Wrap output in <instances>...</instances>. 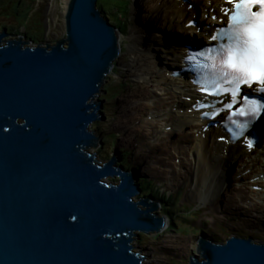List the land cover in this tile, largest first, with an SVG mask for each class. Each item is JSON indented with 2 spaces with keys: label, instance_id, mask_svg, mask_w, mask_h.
I'll return each instance as SVG.
<instances>
[{
  "label": "water",
  "instance_id": "95a60500",
  "mask_svg": "<svg viewBox=\"0 0 264 264\" xmlns=\"http://www.w3.org/2000/svg\"><path fill=\"white\" fill-rule=\"evenodd\" d=\"M98 1L69 0L54 44L0 31V264H149L132 236L165 227L156 202L134 200L140 176L90 150L121 54ZM195 243L189 264H264L250 236Z\"/></svg>",
  "mask_w": 264,
  "mask_h": 264
},
{
  "label": "rangeland",
  "instance_id": "374dc122",
  "mask_svg": "<svg viewBox=\"0 0 264 264\" xmlns=\"http://www.w3.org/2000/svg\"><path fill=\"white\" fill-rule=\"evenodd\" d=\"M111 1L112 0H99L98 6L99 3L101 4L99 7L104 4L108 5ZM159 1L160 0H146L145 8L140 10L139 6L141 5L142 0H129L128 13H122V17H126V32L124 31V33L121 31V28H119L121 31L119 42L121 54L114 61L113 67H115V73L111 72L107 76L102 91L97 98V100L101 98L103 102V107L99 112H102L101 117L104 116L105 120H98L91 125V129L95 130L98 140L95 146H92L90 150L98 153V158L102 163H106L112 154L119 159L124 152H127V166L129 170L133 172L134 169L138 176L148 179L153 185H157L161 192L173 196V204L171 205L176 212L175 220L168 217V215H170L169 209H166L168 206H163L161 201L157 200L159 202L157 203L159 207L156 213L159 215H166L169 225L159 234H144L140 231H135L136 235H134L132 242L138 247L146 248V251H143V255H146L145 257L152 259L155 262L158 261L162 264H189L187 261L188 255L190 257L192 254L198 255L196 252L195 240L198 239L202 233H205L218 241H225L231 236H253L256 242H263L264 217L258 220L253 219V224H250L251 226L239 222L238 220L242 219L239 216H229V218H226L229 219L227 221L221 220L218 216L219 213L222 214L221 203L217 202L216 208L214 209L212 202L209 203L210 200H216V197L212 195L214 190L204 188L202 194L199 196V194L193 191L194 182L192 178L187 177L184 179V177L180 176L185 174L186 168L191 170L192 165L190 163L192 161L190 160V156L179 157L180 155H178L177 150L172 146L171 151H159L157 153V159L161 160L162 163H159L158 160L153 157V162L149 164V167V157L147 156V162H138L137 164L133 159L134 152H136L137 147H139L138 142H136L135 138L128 140V138L133 135H127L126 128L120 131L116 126L118 123H121L128 127L134 125L139 128L141 122L139 120L134 121L130 119L134 107H131L129 102L123 104L122 101L123 99H126L129 94H132V92L139 93V84L142 81L138 76L140 73L139 65L144 64L145 59H147L152 67V59H155L158 62V65H161L164 61L161 56L163 50H161L160 60L156 52L153 50L157 45L145 52L140 50L141 47L137 45V42L131 40V29L134 26H137L142 31L143 35L147 36H152L151 33L154 34L155 30L163 33L159 30L158 24L154 28V23L152 22L150 24L147 21L148 18L152 19V17L147 14V11L150 9L148 5L153 3L154 7ZM135 5L138 6V8H136ZM66 7L67 3L65 0H0V31L7 28L9 31L7 38H14L17 37L16 33H23V30L26 29L25 34L34 40L30 44H54L57 40L65 38L66 36L64 26V13ZM136 13L138 14L137 16H135ZM104 14L108 18H111L106 11ZM136 17H139V19L136 20ZM112 18L114 19L115 17L112 16ZM41 19L43 21L42 23L39 21ZM15 22H18L19 24H15ZM165 29H169L170 31L171 27L167 25ZM175 29H178V26ZM24 40L27 39L24 38ZM134 45H137V48L133 47ZM154 65L156 66L155 62ZM108 84H110V92L107 90V88L109 89ZM151 89L157 91L155 86H152ZM157 93H160V90H158ZM156 97L152 98V100L156 101ZM139 98L140 95L134 96L131 100L136 103ZM168 108L165 109V111H167ZM157 111L164 112V109H157ZM137 115L150 119L153 114L147 115L145 112H141V114ZM155 121L158 122L156 130L154 131L155 133L148 138H139L143 141V144H146L144 141L151 143V145L157 144L159 142L157 139H161L164 136L163 131L171 130V127L165 128L166 125H163L165 124V120L162 117L155 119ZM179 130V128H175L174 133L169 135V140L171 142L176 141ZM107 136H110L108 138L110 142L105 141ZM111 138L115 140L113 146H111L113 142ZM132 140H135V142H132ZM141 149L145 150V148ZM247 159L248 162L252 163L250 158ZM233 161L232 164L228 162V165L223 169H232L231 175L236 172L235 168L238 165L235 159H233ZM120 162V160L116 161L117 165L120 164ZM256 169L257 167L255 166V170ZM172 171H175V173L178 174L175 178L171 175ZM225 177V181L216 191L219 192L220 195L222 194L221 197L223 199V204L225 197H229L228 193L231 186L226 188L227 184L233 182V177L229 175H226ZM213 184V186L216 185L215 182ZM209 192L210 194H207ZM143 195L145 194L141 193L136 195L134 200L138 201ZM157 201L155 200V202ZM251 203L253 204L254 201ZM236 209L245 211L239 207ZM239 215L243 216V212H239Z\"/></svg>",
  "mask_w": 264,
  "mask_h": 264
},
{
  "label": "bare ground",
  "instance_id": "6f19581e",
  "mask_svg": "<svg viewBox=\"0 0 264 264\" xmlns=\"http://www.w3.org/2000/svg\"><path fill=\"white\" fill-rule=\"evenodd\" d=\"M68 1L69 0H65L66 3H68ZM210 1L212 2L211 6H209ZM145 3L146 0H142L141 5L139 6L140 10L145 8ZM191 3L192 5H195V7L191 9L192 11L187 10L189 2L184 4L182 1L178 0H160L156 6L154 5V7L153 3L148 5L150 9L147 11V14L150 15L152 19L148 18L147 21L150 24L153 22L154 28L158 24L159 30L163 33L155 30L154 34L151 33L152 36H147L143 35L142 31L137 26H134L131 29V40L138 43L137 45L141 47V51L147 52L157 45L153 50L156 52L159 60L161 50H163L161 56L164 61L161 65H158V62L155 59H152L154 69L147 59H145V63L139 65L140 73L138 76L139 79H142L139 84V93L132 92V94H129V96L122 101L123 104L129 102L130 106L134 107L130 119L134 121L139 120L141 122L139 128L134 125L128 127L121 123H118L116 126L120 131L126 128L127 135H133L129 137L128 140L135 138L136 142H138L139 147H137L136 152H134L133 159L137 164L138 162H147L149 157V165L153 162V157L156 159L158 158L157 153L159 151H171L172 146L177 150L178 155H180L179 157L190 156V160L192 161L190 164L192 165V168L191 170L186 168L185 174L180 176L184 177V179L187 177L192 178L194 182L193 191L200 196L204 188L213 189L214 192L212 195L216 197V200H210L209 203L212 202L213 209L216 208L217 202L221 203L222 214H217L221 220L227 221L229 219L226 218H229V216H239L242 218L238 220L239 222L251 226L250 224H253V219L258 220L264 217V166H256L257 169L255 170V165L248 162L247 158H250L252 155L247 149L242 147L239 143L234 145L226 144V142L223 143L222 136L225 135L220 129H218L220 127H216V125V128L214 126H209V129L204 132V126L210 120H202L199 113L190 111L192 108L191 104L186 101V96L195 95L196 90L188 79L183 77L176 78L172 75L173 68L181 65L180 62L185 55V52L180 48L179 43L173 44L170 40L180 38L181 40H184L183 42L185 44L186 40H192L193 37H196L198 32L195 28L192 27L186 29L184 27L190 19H199L200 21H205V24L208 22L211 27L210 29L212 30L214 28L210 23L212 22V19L203 16L206 12L210 13V7H215L214 13L217 12L218 19L223 17L224 0H191ZM135 7L138 8L136 5ZM198 12H201V16L198 15ZM137 15L138 14L136 13L135 16ZM135 19L137 20L139 17H136ZM15 24L19 23L15 22ZM167 25L171 27L170 31L169 29H165ZM177 26L178 29H175ZM204 27L206 30L209 29L207 26H202V36H205ZM120 34L121 31H117L119 42L121 38ZM187 36L192 37L187 38ZM137 45H134L133 47L137 48ZM154 62L157 67L154 65ZM187 76L192 77L191 75ZM152 86H155L157 91L160 90V93L153 91L151 89ZM139 95L140 98L136 103L132 102L131 98ZM154 97H156V101L152 100ZM167 108L168 110L165 111ZM157 109H164V112H158ZM141 112H145L147 115H153H151L152 117L150 119H147L137 115L141 114ZM161 117L165 120V124L162 123L163 125H166L165 128L171 127V130L163 131L164 136L161 139H157V141L159 140L157 144L151 145V143L147 141H144L146 144H143V141L140 140L141 137L148 138L153 135L158 123L155 119ZM175 128H180V130L178 131L176 141L171 142L169 140V135L174 133ZM219 138L221 140H219ZM135 140H132V142H135ZM261 142V147L256 148L255 150V157L259 159V162H262L264 159V138ZM141 148H145V150ZM233 159L236 160L238 165L235 168L236 172L231 175L232 169H223L228 165V162L232 164L234 162ZM157 160L159 163H162L161 160ZM253 160L254 159H251V161ZM171 175L175 178L178 174H176L175 171H172ZM226 175L233 177V182L227 184L226 188L229 186L231 187L228 193L229 197H225L223 204V199L221 197L222 194L220 195L219 192L216 191L225 181ZM214 182L216 184L215 186H213ZM207 194H210V192ZM257 195H259L258 198L263 202H257L254 200ZM253 201L255 203L252 204L251 202ZM238 207L245 211L237 210L236 208ZM239 212H243V216H240ZM168 225L169 221L165 219L164 229H166ZM250 237L254 239L253 236ZM139 248L146 251V248ZM150 260L152 261V259L147 258L149 264L151 263ZM155 264L162 263L156 261Z\"/></svg>",
  "mask_w": 264,
  "mask_h": 264
},
{
  "label": "snow or ice",
  "instance_id": "6c2138e0",
  "mask_svg": "<svg viewBox=\"0 0 264 264\" xmlns=\"http://www.w3.org/2000/svg\"><path fill=\"white\" fill-rule=\"evenodd\" d=\"M226 3L231 5L230 9H223L228 16L227 26L218 29L212 40L223 38L227 43L192 53L188 59L195 62L197 57H204L212 61L201 67L210 70L214 86L220 82L229 84L231 87L225 91L235 98L241 85H264V0H226ZM255 6L259 10H254ZM244 100L245 108L239 115L254 117L264 111V103L248 97Z\"/></svg>",
  "mask_w": 264,
  "mask_h": 264
},
{
  "label": "trees",
  "instance_id": "16d2710c",
  "mask_svg": "<svg viewBox=\"0 0 264 264\" xmlns=\"http://www.w3.org/2000/svg\"><path fill=\"white\" fill-rule=\"evenodd\" d=\"M109 1V0H108ZM101 4L99 3V6ZM104 13L106 11V13H108L110 15L111 18H109L113 24H115L117 27H121V31H125L126 30V22L125 19L126 17H122V13H128V8H129V0H112L110 2V4H104L101 7H99ZM116 13H114V12ZM121 13V14H120ZM106 16V15H105ZM112 16H114L115 18L113 19ZM107 17V16H106ZM113 73H115V67L113 68ZM109 86V91H110V84H108ZM108 90V88H107ZM110 136H107L105 138V141H108V138ZM112 139V145L113 146L115 144V140L113 138ZM110 139V140H111ZM121 162L120 164L123 165L124 167H128L127 163V152H124L121 156ZM138 184H140V189L142 194H153L156 198H160L157 200L162 201V205L163 206H168L166 207V209L170 211V215H168V217L170 219H174L175 220V215L176 212L174 211L175 209L173 208V206L171 204H173V196L172 195H168L166 193H163L160 191V189H158V187L156 185H153L152 182L148 181V179L145 178H140L138 181ZM144 196V195H143ZM168 202V205L166 204Z\"/></svg>",
  "mask_w": 264,
  "mask_h": 264
},
{
  "label": "clouds",
  "instance_id": "9594fccd",
  "mask_svg": "<svg viewBox=\"0 0 264 264\" xmlns=\"http://www.w3.org/2000/svg\"><path fill=\"white\" fill-rule=\"evenodd\" d=\"M98 8H99V6H98ZM99 9H100V8H99ZM100 10H101V9H100ZM102 12H103V11H102ZM103 16H104V13H103ZM39 21H40V23L43 22L42 20H39ZM109 23H110V21H109ZM42 25H43V24H42ZM43 27H44V25H43ZM5 29L8 31L7 28H5ZM8 32H9V31H8ZM22 35H25V33L23 32ZM41 41H42V40H41ZM32 42H33V41H32ZM39 42H40V41H39ZM112 68H114V67H112ZM111 72H113V71L111 70ZM111 72H110V73H111ZM110 73H109V74H110ZM109 74H108V75H109ZM108 75H107V76H108ZM106 79H107V78H106ZM108 92H110L109 89H108ZM100 99H101V98H100ZM102 107H103V102H102ZM102 107H101V108H102ZM101 108H100V109H101ZM100 116H101V115H100ZM104 120H105V119H104ZM99 121H100V120H99ZM95 144H96V143H95ZM91 147H92V146H90V149H91ZM93 153L95 154V158H96V160H99V158H98V157H99V156H98V153H97V152H93ZM109 159H110V158H108V160H109ZM117 159H118V158H117ZM108 160H107V161H108ZM119 160H121V158H119ZM119 160H118V161H119ZM99 161H101V160H99ZM115 162H116V161H115ZM101 163H102V162H101ZM115 165H117V163H116ZM118 165H121V164H118ZM121 166H123V165H121ZM123 167H124V166H123ZM124 169H125V170H129L128 167H124ZM129 171H130V170H129ZM134 173H136V171L133 169V174H134ZM136 174H137V173H136ZM140 178H141V176H140ZM140 178H139V179H140ZM138 181H139V180H138ZM138 185H139V187H140V184H138ZM138 195H139V194H138ZM140 198H143V197H140ZM140 198H139V199H140ZM156 211H157V210H156ZM157 214H158V213H157ZM158 215H159V214H158ZM173 220H174V219H173ZM173 223H174V222H173ZM140 232H142V231H140ZM142 233H144V232H142ZM134 234H135V233H134ZM144 234H148V233H144ZM202 234H203V233H202ZM208 236H209V235H208ZM132 237H133V239H134V235H133ZM240 237H242V236H240ZM215 240H216V239H215ZM222 242H224V241H222ZM132 243H133V242H132ZM133 244H134V243H133ZM135 246H136V245H135ZM146 259H147V258H146Z\"/></svg>",
  "mask_w": 264,
  "mask_h": 264
}]
</instances>
